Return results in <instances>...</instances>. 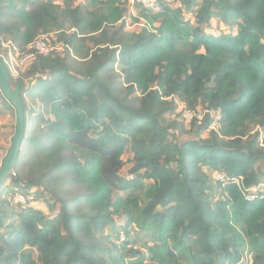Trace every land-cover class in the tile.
I'll use <instances>...</instances> for the list:
<instances>
[{"label":"trees","instance_id":"1","mask_svg":"<svg viewBox=\"0 0 264 264\" xmlns=\"http://www.w3.org/2000/svg\"><path fill=\"white\" fill-rule=\"evenodd\" d=\"M130 9L0 0V53L40 32L63 44L11 78L24 132L0 183V264H264V0ZM0 108L14 115L1 92Z\"/></svg>","mask_w":264,"mask_h":264},{"label":"built area","instance_id":"2","mask_svg":"<svg viewBox=\"0 0 264 264\" xmlns=\"http://www.w3.org/2000/svg\"><path fill=\"white\" fill-rule=\"evenodd\" d=\"M152 2L153 0H127L129 7H132L135 4L147 5ZM72 30L73 29H71V31ZM56 33L57 31L40 32L32 41L27 43L22 48L14 44L10 38L2 39L0 59L6 67L9 77L12 79L19 78L23 69L36 55L47 56L53 51H61L63 49V44L57 42ZM181 117L185 122L194 119L197 123H200L203 113L198 110L183 108ZM214 127L215 124L211 123L208 129H213ZM215 179L220 182L225 181V177L222 174H216ZM249 197L253 198L254 196L250 195ZM13 198L16 201V204L21 208H24L27 206L28 202L33 200V196L30 193L22 194L18 192L13 195ZM130 233L132 234L133 231L131 230ZM125 239L126 233L121 231L119 233V241H124Z\"/></svg>","mask_w":264,"mask_h":264},{"label":"water","instance_id":"3","mask_svg":"<svg viewBox=\"0 0 264 264\" xmlns=\"http://www.w3.org/2000/svg\"><path fill=\"white\" fill-rule=\"evenodd\" d=\"M0 92L4 99L14 110V133L11 136L10 145L0 162V183L13 171L24 132L23 102L19 95V85L11 86L10 77L6 67L0 59Z\"/></svg>","mask_w":264,"mask_h":264},{"label":"rangeland","instance_id":"4","mask_svg":"<svg viewBox=\"0 0 264 264\" xmlns=\"http://www.w3.org/2000/svg\"><path fill=\"white\" fill-rule=\"evenodd\" d=\"M55 1L60 2L61 0H55ZM84 2H85V0H78V3H80V4H83ZM122 2H125V5L128 6L127 0H122ZM129 9H130V7H129ZM130 13H132L134 16H137V12L135 10H133V8L130 9ZM10 83H11V85H13V81L11 80V78H10ZM8 105H9V103H8ZM13 113H14V110H13ZM2 127H4V128H2ZM6 127H7V129H6ZM260 132H261L260 133L261 145L264 146V130H260ZM13 133H14V115L12 114V112L10 110H3L0 108V162H1V159L3 158V156L5 155L7 148L10 145L11 136L13 135ZM31 191H34V188H32ZM12 203H13V205H17L14 198L12 199ZM30 204L34 207L40 208L41 211L46 216L51 215L50 214L51 210L45 204H43L39 199L31 202ZM123 220H124V217H122V216L117 217V221H119V223H122ZM129 229H133V228H129ZM134 238H135V236H134ZM34 257H36L35 252H34Z\"/></svg>","mask_w":264,"mask_h":264},{"label":"crops","instance_id":"5","mask_svg":"<svg viewBox=\"0 0 264 264\" xmlns=\"http://www.w3.org/2000/svg\"><path fill=\"white\" fill-rule=\"evenodd\" d=\"M14 122H15V120H14ZM2 128H4V127H2ZM6 129H7V127H6Z\"/></svg>","mask_w":264,"mask_h":264}]
</instances>
